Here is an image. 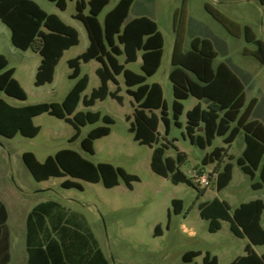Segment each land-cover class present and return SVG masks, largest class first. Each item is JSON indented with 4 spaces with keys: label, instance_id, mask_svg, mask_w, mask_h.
<instances>
[{
    "label": "trees",
    "instance_id": "1",
    "mask_svg": "<svg viewBox=\"0 0 264 264\" xmlns=\"http://www.w3.org/2000/svg\"><path fill=\"white\" fill-rule=\"evenodd\" d=\"M61 9L66 10L67 0H49ZM186 1L175 12L176 39L172 55V70L169 79L173 84V118L169 117L167 102L164 99L163 87L159 83L148 84L147 79L157 73L162 65L164 54V37L158 24L146 16L129 20V13L135 0H119L110 10L103 23L99 16L110 0H78L74 18L85 27L89 39L87 49L76 58L68 61L71 69L70 79L77 80L62 103H38L16 107L0 98V136L12 139L20 134L34 138L40 133L34 118L48 113L70 123L75 134L69 142H75L81 135V128L95 124L101 119L106 124L91 130L81 140L83 151L93 155L95 141L111 133L110 125L114 119L109 115L101 116L100 112L77 111L82 94L88 87L87 75H81L82 64L91 61L100 63L96 74L100 86L93 89L91 95L84 96L83 105L92 107L98 100H105L109 95L119 103L120 87L117 77L124 76L127 93L136 102L130 131L134 140L141 145L153 149L151 169L158 175L169 178L175 185L184 183L198 187L194 178L182 171L187 155L178 152L177 157L166 155L168 144L154 147L159 142V126H165V135L170 134L172 123L183 127L180 121L184 113V101L193 97L206 104L203 108L197 104L186 113V136L193 146L202 150L213 145L216 137L223 138L229 147L241 134L244 135L245 148L236 163L242 172L251 179L259 174L261 187H264V127L257 121H250L245 106V85L224 62L215 65L216 53L206 40L194 39L189 48L183 51L187 41L184 30L180 27L186 13ZM264 5V0H257ZM207 11L221 23L230 33L234 34L237 24L222 12L206 6ZM88 10V13H86ZM0 20L11 31L12 44L23 51L32 49L41 56V63L36 72L37 87L53 83L55 70L65 51L77 46L80 42L76 28L66 24L59 16L49 14L33 0H0ZM245 38L256 45L254 56L264 64V42L257 39L255 31L244 27ZM141 53V72L136 73L126 67L135 63ZM124 56V63L120 57ZM117 86L110 91V84ZM0 91L8 97L26 100L27 94L15 78V68L9 67L5 55L0 54ZM156 111H159L157 114ZM132 117L128 116L127 120ZM202 127V133L199 129ZM185 136V135H184ZM227 148L215 147L203 159V165L217 164L216 188H226L233 177V158L222 165ZM22 160L37 182L51 178H67L61 183L65 189L83 186L77 180L90 183L102 182L106 188H113L124 180L129 189L139 177L127 173L121 167L108 163L94 164L72 149H62L54 156L40 162L33 152L22 154ZM220 168V169H219ZM253 187H255L253 185ZM206 189L200 190L198 198ZM174 212L182 211V200L172 201ZM200 216L209 221V231L214 233L221 229V220L230 223L232 233L239 238H247L249 244L245 254L230 264H264V255H259L254 246L264 245V228L261 225L264 213V201L261 199L242 203L232 213L227 202L215 198L199 205ZM8 210L0 200V264H9L11 260L10 229L8 226ZM83 220L56 201H45L37 204L28 214L26 221L27 264H108L92 231L85 227ZM160 225L155 228L160 235ZM202 255L201 251H187L182 256L185 264L194 263L195 258ZM203 264H218L217 256L206 252Z\"/></svg>",
    "mask_w": 264,
    "mask_h": 264
},
{
    "label": "rangeland",
    "instance_id": "2",
    "mask_svg": "<svg viewBox=\"0 0 264 264\" xmlns=\"http://www.w3.org/2000/svg\"><path fill=\"white\" fill-rule=\"evenodd\" d=\"M33 1L47 13L59 16L66 24L76 28L80 34V42L77 46L65 51L56 67L53 83L37 87L35 85L36 70L41 56L32 49L23 51L16 48L11 42V31L0 20V54L6 56L9 67L15 68V78L25 90L27 99L22 101L10 98L2 91H0V98L16 107L38 103H62L77 81L69 78L71 69L68 61L81 55L89 45L84 25L74 18L77 0H67V8L64 11L49 0ZM188 1V14L184 22L187 39L189 40L191 36L188 29L194 27L195 31H198L197 27H199V29L210 31L214 39L234 43L229 56L222 57L226 61L235 60L240 67H243L248 77L246 82L248 93L250 96L257 97L259 106L262 107L264 105V64L243 53L245 46H253L247 44L244 39L230 36L227 29L207 11L206 4L242 25H250L263 40L264 6L255 0ZM118 2L119 0H110L99 16L102 23L105 15ZM182 2L183 0H136L129 13V20L138 15L149 16L158 23L159 30L164 36L162 65L155 75L147 79V83H159L163 87L171 120L174 95L169 72L172 68L171 60L175 41L173 20L175 9L181 7ZM119 59L124 63V56ZM141 63L139 54L138 61L127 64L126 67L136 73H142ZM99 66L97 61L82 64L81 75H87L89 79L82 99L84 96L89 97L93 89L100 86V79L96 74ZM117 80L120 87L119 94L123 98L122 103L109 95L105 100H98L89 108L83 105L81 99L77 108V111L100 112L101 116L109 115L114 119V124L110 125L111 133L95 141L93 155L83 151L81 140L94 128L106 125L102 119L95 124L82 127L80 137L72 143L69 140L76 132L74 127L65 120L48 113L34 118L35 125L41 129L34 138H27L20 134L12 139L0 136V200L6 204L9 211L8 224L13 246L11 264H26L27 214L37 204L49 200L58 202L69 215L73 214L78 220H83L85 227L89 228L97 238L109 264H185L182 256L191 250L202 252L201 256L195 258L196 264H203L206 252L217 256L218 264H230L237 257L244 255L245 247L249 243L248 239L235 236L230 229V223L224 220H221L222 227L219 231L210 232L209 221L200 216L199 209L200 203L212 201L215 198L226 201L230 207V213L242 203L256 199L264 201V187L256 189L252 186L253 182L261 181L259 175L257 174V177L251 180L236 163L245 145L244 135H239L230 147L223 142V138L216 137L212 146L202 150L190 143L185 126L179 128L172 123L170 134L166 136L165 126L162 122L160 123L159 142L154 147L168 144L167 156L176 158L178 152L187 155L182 171L194 178L200 190L206 189L204 195L198 198L197 187L184 183L175 185L169 178L162 177L151 169L154 148L141 145L134 140L130 126L136 102L127 93L124 76L119 75ZM116 88L115 84H110L111 92ZM183 103L185 110L180 121L185 125L186 113L199 101L190 97ZM156 112L159 114V111ZM128 116L132 117L130 121L127 120ZM215 147L227 148V155L222 165L230 161L229 156H232L231 162L234 165L232 181L221 191L216 188L217 164L203 165L202 163L206 153L211 152ZM62 149L75 150L94 164L108 163L114 167H121L127 173L138 176L139 181L133 182V189H129L122 179L119 185L113 188H106L102 182L90 183L77 180L83 186L82 190L62 188V181L68 177L35 181L22 160V154L27 151L33 152L40 162H44L47 157L54 156ZM202 175L209 178V186L205 187L198 181ZM174 199L182 200L183 210L180 214L174 212L172 203ZM157 225L161 226L160 235L155 233ZM262 226L264 227V214ZM254 248L258 254H264V245Z\"/></svg>",
    "mask_w": 264,
    "mask_h": 264
},
{
    "label": "crops",
    "instance_id": "3",
    "mask_svg": "<svg viewBox=\"0 0 264 264\" xmlns=\"http://www.w3.org/2000/svg\"><path fill=\"white\" fill-rule=\"evenodd\" d=\"M78 1V0H77ZM76 1V2H77ZM136 1V0H135ZM255 1H257V0H255ZM257 2H259V1H257ZM135 3V2H134ZM133 3V4H134ZM183 3V2H182ZM260 3V2H259ZM261 4V3H260ZM262 6H264L263 4H261ZM116 6V5H115ZM133 6V5H132ZM181 6H182V4H181ZM206 6H209L211 9H215V8H213L211 5H209V4H206ZM188 7H189V1L187 0L186 1V13L184 14V16H183V19H182V22H181V25H180V27L182 28V30H184V32H185V34H186V38H187V29H186V26L184 25L185 23V17L187 16V14H188ZM132 8V7H131ZM178 8H180V7H177L176 9H175V12H176V10L178 9ZM112 10V9H111ZM217 10V9H216ZM131 11V10H130ZM219 11V10H218ZM221 12V11H220ZM106 16V15H105ZM141 16H146V17H149V16H147V15H138V16H136V17H134V18H137V17H141ZM213 17V16H212ZM105 18V17H104ZM134 18H132V19H134ZM150 18V17H149ZM174 18H175V13H174ZM214 18V17H213ZM229 18V17H228ZM132 19H130V20H132ZM150 19H152V18H150ZM215 19V18H214ZM230 19V18H229ZM153 20V19H152ZM216 20V19H215ZM232 20V19H231ZM155 21V20H154ZM217 21V20H216ZM232 21H234L236 24H237V26H236V29L234 30V34H232V33H230L228 30H226L227 31V33L229 32V34H230V36H233V38L234 37H236L237 39H244V41L247 43V44H249V45H252L253 47H249V46H245L244 47V50H243V53L246 55V56H248V57H254L256 60H258L255 56H254V51L256 50V45L255 44H253V43H250V42H248L247 41V39L245 38V34H244V27H246V26H248V27H250V28H252L250 25H248V24H244V25H242V24H240L239 22H237V21H235V20H232ZM101 22V21H100ZM156 22V21H155ZM102 23V22H101ZM157 23V22H156ZM158 24V23H157ZM221 24V23H220ZM222 25V24H221ZM223 26V25H222ZM159 27V26H158ZM190 28V27H189ZM197 29H198V31H195V29H194V27L192 28L191 27V29H188V31H190V33H191V36H190V39L188 40L187 39V41H186V43H185V46H184V48H183V51L184 50H187L188 48H189V43L192 41V40H194V39H200V40H206L211 46H212V48L214 49V51H215V53H216V55H217V57H216V60H215V65H218L219 63H222V62H224V63H226L230 68H231V70L235 73V75L242 81V83L245 85V90H244V92H245V106H244V109H247V111L249 112V119H250V121H257V122H259L263 127H264V105L262 106V107H260L259 106V100H258V98L257 97H255V96H250L249 95V93H248V87H247V84H246V82L248 81V77H247V75L245 74V72H244V70L242 69L243 67H240L239 66V63L237 62V61H232V60H228V61H226V60H224L223 59V57L222 56H229V52L231 51V49L233 48V46H232V44L234 45V43H232V44H230V43H226V41H223V40H217L216 38L214 39L213 37H212V35H211V32L210 31H208V30H206V29H202V28H200L199 29V27H197ZM253 29V28H252ZM173 30H174V33H175V22H174V20H173ZM254 31H255V33H256V35H257V39H259V40H261V41H263L264 42V40L263 39H261V38H259V36H258V33H257V31L255 30V29H253ZM78 31V30H77ZM160 31V30H159ZM161 32V31H160ZM189 33V34H190ZM196 34V35H195ZM163 35V34H162ZM79 36H80V34H79ZM164 37V36H163ZM175 39H176V33H175ZM164 43H165V40H164ZM174 43H175V41H174ZM173 50H174V47H173ZM140 54V56H141V53H139ZM164 55V54H163ZM173 55V54H172ZM163 60V59H162ZM94 61V60H93ZM172 61V60H171ZM259 61V60H258ZM260 62V61H259ZM40 63H41V61H40ZM40 63L38 64V67H39V65H40ZM261 63V62H260ZM100 64V63H99ZM262 64V63H261ZM171 66H172V63H171ZM38 67H37V69H38ZM100 67V66H99ZM98 67V68H99ZM82 68V67H81ZM97 68V69H98ZM171 70H172V68H171ZM171 70H170V72H171ZM15 72H16V70H15ZM36 72H37V70H36ZM170 72H169V74H170ZM199 103L201 104V106L203 107V108H206V104L204 103V102H202V101H199ZM199 103H197V104H199ZM203 103V104H202ZM196 104V105H197ZM195 105V106H196ZM183 126H185L184 124H183ZM202 127L199 129V133H202ZM235 142V141H234ZM233 142V143H234ZM230 147V146H229ZM224 148H226V147H224ZM244 148H245V145H244ZM244 148H243V150H244ZM243 150H242V152H243ZM210 153V152H209ZM207 154V153H206ZM242 154V153H241ZM241 156V155H240ZM239 156V157H240ZM237 160V159H236ZM231 162V161H230ZM232 163V162H231ZM233 164V163H232ZM233 167H234V165H233ZM257 174L258 173H256V176L254 177V178H256L257 177ZM259 175V174H258ZM250 177V176H249ZM233 178V177H232ZM251 180H254V179H251ZM232 181V180H231ZM255 186L254 188H256V189H262L263 187H261V181H256V182H253V184H252V186ZM2 201V200H1ZM3 202V201H2ZM206 202H209V201H206ZM226 202V201H225ZM4 203V202H3ZM203 203V202H202ZM246 203V202H245ZM5 204V203H4ZM241 205V204H240ZM5 206H6V204H5ZM35 207V206H34ZM33 207V208H34ZM6 208H7V206H6ZM32 208V209H33ZM31 209V210H32ZM7 210H8V208H7ZM30 210V211H31ZM182 210H183V207H182ZM29 211V212H30ZM29 214V213H28ZM28 214H27V216H28ZM264 214V213H263ZM262 217H263V215H262ZM8 220H9V211H8ZM26 221H27V217H26ZM7 223H8V221H7ZM261 225H262V219H261ZM8 226H9V224H8ZM263 227V226H262ZM264 228V227H263ZM9 229H10V226H9ZM193 231H191V233H192ZM95 236V235H94ZM96 238V237H95ZM97 239V238H96ZM10 240H11V248H10V254H11V249H13V246H12V239H11V229H10ZM98 241V240H97ZM249 241V240H248ZM99 243V242H98ZM249 244V243H248ZM259 246H263V245H259ZM99 247H100V245H99ZM255 246L254 245H252V248L255 250V248H254ZM101 248V247H100ZM25 250H26V253H25V259H26V264H27V260H28V253H27V247H26V231H25ZM101 250H102V248H101ZM256 251V250H255ZM25 252V251H24ZM102 252H103V250H102ZM104 253V252H103ZM104 255H105V253H104ZM212 255V254H211ZM259 255H264V254H259ZM213 256V255H212ZM105 257H106V255H105ZM238 258V257H237ZM106 259H107V257H106ZM13 259H12V254H11V260H10V263L9 264H11V261H12ZM107 261H108V259H107ZM194 263H195V260H194ZM108 264H109V262H108Z\"/></svg>",
    "mask_w": 264,
    "mask_h": 264
},
{
    "label": "built area",
    "instance_id": "4",
    "mask_svg": "<svg viewBox=\"0 0 264 264\" xmlns=\"http://www.w3.org/2000/svg\"><path fill=\"white\" fill-rule=\"evenodd\" d=\"M198 181L201 182L205 187L209 186L210 184L209 178L203 175L199 178Z\"/></svg>",
    "mask_w": 264,
    "mask_h": 264
}]
</instances>
